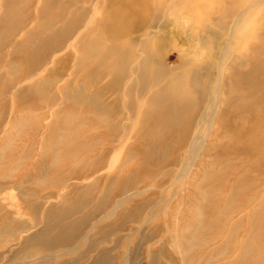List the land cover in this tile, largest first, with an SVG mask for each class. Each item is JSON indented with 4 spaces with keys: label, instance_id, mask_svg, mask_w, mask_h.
I'll use <instances>...</instances> for the list:
<instances>
[{
    "label": "bare ground",
    "instance_id": "obj_1",
    "mask_svg": "<svg viewBox=\"0 0 264 264\" xmlns=\"http://www.w3.org/2000/svg\"><path fill=\"white\" fill-rule=\"evenodd\" d=\"M32 1L0 0L3 7L0 15V35L5 31L4 28L9 27L11 32L26 36L28 41L36 45L30 49V53L37 63L35 68L27 73L26 81L32 85L27 89L18 90L15 95L18 96L22 107L18 112L49 109L52 106L54 101L43 98L46 96L45 93L39 91L44 88L38 78L41 72L37 74L33 72L43 66H40L43 64L40 62L42 58L52 57L55 51L63 50L69 42L79 39L81 47L79 62L86 65L85 70L79 72V76L86 81L85 103L82 106L91 107L84 110L88 114H82L81 118L88 120L89 123L86 127L71 125L67 133L62 135L66 143L62 146L63 151L55 150L50 155V164L53 165L57 156L61 154L66 159L78 158L94 162L79 171L64 174L67 180L83 179L90 174L104 171L113 152L119 151L126 155L118 178L104 181V187L99 189L102 196L97 197V200L91 195L96 185L82 188L75 186L74 195L70 199L47 209L49 211L66 209L61 214L64 222L58 227L57 232L60 234L56 239L44 244L38 242L35 248L47 252L43 258L55 260L54 264H74L73 261L64 260L66 256L76 251L74 246L78 242H87L95 230H103V240L93 242V255L86 256L83 252L81 258L91 259L90 264L96 262L125 264L124 260L114 262L116 258L114 252L119 247L121 238L115 240L113 236L124 232L129 222L142 220L143 224L149 223L152 215L150 212L145 213V208L151 206V203L143 202L120 216L118 225L105 227L104 222L117 215L120 210L122 214L124 205L142 193L138 190L139 185L145 181L139 178L141 172L149 170L155 173L162 168L160 170H163V177L168 179L173 174L176 176L180 167L183 168L184 174L198 167L203 176L223 179L219 173L210 172V165L197 160L202 150L209 154L212 144H222L231 134L232 129L229 127L231 113L246 109L247 105H250L249 102L256 99L254 96L264 89L254 80V77L262 74L261 70L264 68V52L260 54L254 51L256 43L260 45L257 47L264 50V15L260 14L264 0H205L201 5H197V0H149L150 9L145 12L147 16L144 17L145 20L140 19V22L130 25L122 34L111 38H104L101 35L102 29H108V24L103 26L99 23L89 28L90 21L87 18L91 10L85 6L80 8L77 6V3H89L98 7L103 0H65L66 4L63 7H56L50 0H45L46 5L37 13L33 11L25 15L13 13L15 9L12 7L30 8L33 5ZM207 1H214L218 6L209 7ZM256 12L260 15L258 20L260 25L255 29L258 35L254 34L250 38L254 47L251 51L248 49L236 54V49L231 46L232 40L243 35L242 28L249 16ZM187 16L201 17L202 24H198L201 27L199 35L192 34L194 26L183 24ZM165 37H172L181 43L180 49L183 54L177 57L176 66L165 64L164 53L159 48ZM211 56L214 57V63L208 58ZM230 59L235 60L238 66L226 74L227 69L224 66ZM247 60L250 61L251 67L247 72L242 71L241 66ZM0 71L2 72V69ZM108 77L114 80L111 103L108 99L107 86H100ZM0 82L2 83L0 90L5 93L15 84L13 81ZM28 90L37 99L41 96L43 100L36 99L23 104L26 98L22 93ZM92 90L97 94L95 100L90 98ZM246 92L250 93L251 101L247 99ZM79 107L75 104L69 105L66 112H80ZM110 108L113 112H109ZM249 110L250 121L256 120L258 108L253 106ZM238 121L241 122L240 119ZM141 122L145 126L137 130L136 127ZM216 125L225 128L217 142L210 140L207 132L203 131L207 126L210 128L208 133L212 132ZM235 133H238L237 138L240 139L237 152L243 154L245 158H257L264 164L263 135L253 130L249 131L248 135ZM156 135L166 136L167 140L160 143L152 138ZM247 138H254L256 144L253 147L248 146ZM226 155L228 156L220 154L224 158ZM220 156L218 155V159ZM137 159L142 162V166L133 169L131 162ZM50 164L44 162L37 167L47 166L50 169ZM38 169H33L34 175ZM124 174L127 176L125 179L121 178ZM182 174L183 172L180 175ZM59 183L64 184L62 181ZM165 183L162 179V182L154 186L162 187ZM252 183L235 181L233 185L228 186L231 196L236 187L241 186L248 190L247 186ZM191 185L198 187L195 183ZM51 197L53 195L45 198ZM253 198L251 195L242 197L241 205L249 208ZM88 206L92 211L88 214L82 213L81 209ZM45 221L44 216L43 223ZM34 224H39V220ZM84 227L88 228L85 236L77 238ZM153 234L156 235L155 232ZM32 238L33 234L29 235L26 241ZM126 245L128 247V242ZM20 252V249L15 251L12 259L7 261L8 264H17L20 260H31L35 257L33 253L24 256L25 252ZM122 253L124 258L125 253ZM3 256L4 254H0V258ZM25 263L27 264V261ZM250 264H261V261L257 260Z\"/></svg>",
    "mask_w": 264,
    "mask_h": 264
},
{
    "label": "rangeland",
    "instance_id": "obj_2",
    "mask_svg": "<svg viewBox=\"0 0 264 264\" xmlns=\"http://www.w3.org/2000/svg\"><path fill=\"white\" fill-rule=\"evenodd\" d=\"M103 1L98 7L89 3H77V6L78 8L85 6L91 10L87 18L90 21L89 28L99 23L103 26L109 25L108 29L101 31L104 38L122 34L130 25L137 24L140 19L145 20L144 17H147L146 13L150 9L148 8L149 0ZM32 2L33 5L30 8L12 7L15 9L13 13L16 15H25L30 11L37 13L46 5L45 0ZM203 2L205 0H197V5ZM50 3L55 4L56 7H63L66 1L50 0ZM207 5L214 8L218 6L214 1H209ZM2 11L3 7L0 3V15ZM260 12L264 15V6L260 8ZM259 16V12L250 15L242 28L243 35L232 40L231 46L236 49V54L253 49L254 44L250 38L258 33L255 29H258L260 25ZM183 24L194 26L192 34L199 35L201 27L198 24H202L201 17L187 16ZM4 30L0 35V70L2 69L3 72L0 71V79L13 81L15 84L7 93L0 90V254H4V259L0 258V264H8L7 261L12 259L11 257L18 249L25 252L24 256L33 253L35 257L31 260H20L17 264H26V261L27 264H54L55 260L44 259L47 252L38 251L35 245L38 242L49 243L59 236L58 227L64 222L61 214L66 209L61 211L47 209L61 204L65 199H70L74 195L75 186L82 188L96 185L91 195L97 200L102 196L99 189L104 187V181L109 179L113 181L118 178V172L126 155L119 151L113 152L109 157L108 169L90 174L83 179L67 180L64 174L69 171H79L94 162L78 158L66 159L61 154L57 156L53 165L50 164V155L55 150L63 151L62 146L66 143L62 135L67 133L71 125L86 127L89 123L88 120L81 118L82 114H88L84 110H89L87 108L89 106H82L85 103L86 81L79 76V72L84 71L86 65L79 62L80 40L77 39L73 41L74 43L69 42L63 50L55 51L52 57L42 58L40 62L43 64L40 66H43L33 72L36 74L41 72L38 78L44 88L39 91L45 93L46 96L43 98L54 101L52 106L49 109L39 108L18 112L22 107L18 96L15 95L18 90L27 89L32 85L31 82L26 81L27 73L34 69L37 63L30 53V49L36 45L28 41L26 36L11 32L9 27ZM258 45L256 43L254 51L263 54L264 50L257 47ZM180 46L181 43L172 37L162 39L159 48L164 53L166 65L176 66L177 57L183 54ZM208 58L211 63H214L213 56ZM236 66L238 64L235 60H228L224 66L227 69L226 74ZM250 67V61L247 60L241 69L247 72ZM261 73L256 76L257 78L254 77V80L259 86L264 87V68ZM1 84L0 82V86ZM113 84V78L109 77L100 83V86L108 88L109 102ZM263 90L254 96L256 99L249 102L250 105H247L246 109L231 113L229 127L232 130L228 127L231 134L224 142L212 144L209 154L204 153V150L199 154L200 158L197 161L210 165V172L219 173L223 179H210L208 176H203L198 167L193 168L191 173L185 174L180 167L177 175L173 174L174 176L168 179L163 177V170H160L162 168L155 173L149 170L140 173L141 181L145 180L138 187L142 193L134 196L128 204L124 205L122 214L120 210L117 215L107 219L104 226L120 224V216L146 201H149L151 206L145 208V213L150 212L152 219L146 224H143L142 220L129 222L124 232L113 236L115 240L121 238L119 247L114 252L116 256L114 262L124 260L125 264H250L259 260L261 264H264V164L257 158H245L243 154L237 152L240 139L237 138L238 133H235L241 132L248 135L249 131L253 130L264 137ZM251 93L254 94L252 91ZM95 94L92 90L90 93L92 100L96 99L97 94L96 96ZM245 95L251 101L250 93L246 92ZM22 96L26 98L23 104L37 99L30 90L23 92ZM43 98L40 96L36 101H42ZM73 104L81 107H79L80 112H66V108ZM253 106L258 108V114L256 120L250 121L249 109ZM109 112H113L111 108ZM144 126L141 122L136 129L139 130ZM209 129L206 126L203 131L207 132V137L209 136V139L215 142L225 130L218 125L212 128L214 131L208 133ZM152 138L160 143L167 140L166 136L161 135L152 136ZM254 141V138H247L246 144L253 147L256 144ZM262 142L264 143V138ZM207 143L210 144V142ZM221 153L228 156L224 158L220 156ZM44 162H48L51 168L40 165L37 167ZM131 164L133 169L142 166L139 159L133 160ZM33 169H38L36 175ZM182 172L183 174L180 175ZM128 176L132 178L131 175ZM121 178L125 179L127 176L124 174ZM162 179L166 182L162 187L154 186L162 182ZM238 180L241 183L245 181L253 183L247 186L248 190L241 186L236 187L231 196L228 186ZM59 181L64 184L60 185ZM194 183L198 187L191 185ZM145 184H147L146 187ZM51 195L53 197L45 198ZM246 195L254 197L247 209L240 202V199ZM81 211L88 214L92 208L84 207ZM44 216L46 221L43 223ZM38 220L39 224L35 225L34 223ZM87 230L88 228L84 227L77 238H83ZM102 232L103 230H95L87 242H78L74 246L76 251L66 256L64 260L73 261L74 264H90L91 259H82L81 254L84 252L86 256L93 255V242L103 240ZM32 234L33 238L26 241ZM122 252L125 253L124 258ZM94 264H100V262Z\"/></svg>",
    "mask_w": 264,
    "mask_h": 264
}]
</instances>
